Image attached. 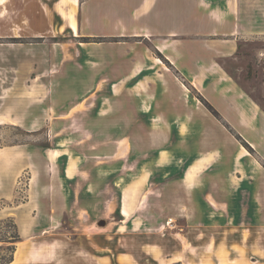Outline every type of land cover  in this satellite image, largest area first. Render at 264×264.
<instances>
[{
  "label": "rangeland",
  "instance_id": "obj_1",
  "mask_svg": "<svg viewBox=\"0 0 264 264\" xmlns=\"http://www.w3.org/2000/svg\"><path fill=\"white\" fill-rule=\"evenodd\" d=\"M87 1L0 0V219L21 234L13 264H264V219L214 221L196 182H178L256 150L150 40L88 24ZM241 1L246 26L264 29V0ZM244 49L264 109V35ZM163 76L202 110L145 114L140 97Z\"/></svg>",
  "mask_w": 264,
  "mask_h": 264
},
{
  "label": "crops",
  "instance_id": "obj_2",
  "mask_svg": "<svg viewBox=\"0 0 264 264\" xmlns=\"http://www.w3.org/2000/svg\"><path fill=\"white\" fill-rule=\"evenodd\" d=\"M87 2L88 24H97L102 35H124L126 29H132V36L150 40L157 55L201 95L222 117L224 125L256 150V156L234 157L228 170L227 159H221L213 172L193 180L188 171L178 182L184 189L196 182L192 190L197 195L204 194L206 203L199 205L214 212V221L260 224L264 219V109L248 89L244 47L253 36H263L264 29L246 26L249 24L244 18L243 1ZM162 78L164 81L151 82L158 85L152 90L155 94L140 97V104L146 106L141 107L145 114L179 116L202 110L200 105L196 107L186 82L170 76ZM166 162L176 163L172 159ZM247 164H251V170ZM208 193L212 201L206 197Z\"/></svg>",
  "mask_w": 264,
  "mask_h": 264
},
{
  "label": "trees",
  "instance_id": "obj_3",
  "mask_svg": "<svg viewBox=\"0 0 264 264\" xmlns=\"http://www.w3.org/2000/svg\"><path fill=\"white\" fill-rule=\"evenodd\" d=\"M20 241L21 234L16 221L12 217L0 219V264L14 261L17 243Z\"/></svg>",
  "mask_w": 264,
  "mask_h": 264
},
{
  "label": "bare ground",
  "instance_id": "obj_4",
  "mask_svg": "<svg viewBox=\"0 0 264 264\" xmlns=\"http://www.w3.org/2000/svg\"><path fill=\"white\" fill-rule=\"evenodd\" d=\"M73 30H75L76 32H77V27L76 26H74V27H71ZM189 174V173H188ZM123 208H122V211H123V213L124 214H129L130 213V211H131V209H132V205H131V196H130V194L126 191L125 193H124V199H123ZM16 254H17V252H16ZM16 260V259H15ZM15 260L12 262V263H10V264H13L14 262H15Z\"/></svg>",
  "mask_w": 264,
  "mask_h": 264
}]
</instances>
